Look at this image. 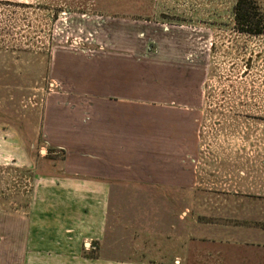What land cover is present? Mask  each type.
I'll list each match as a JSON object with an SVG mask.
<instances>
[{
	"label": "rangeland",
	"instance_id": "obj_1",
	"mask_svg": "<svg viewBox=\"0 0 264 264\" xmlns=\"http://www.w3.org/2000/svg\"><path fill=\"white\" fill-rule=\"evenodd\" d=\"M234 3L0 0V237L10 247L36 187L64 164L45 132L50 110L87 103L66 78L80 88L89 76L130 78L152 101L195 110L196 186L116 193L105 238L86 243L81 263L264 264V37L237 31Z\"/></svg>",
	"mask_w": 264,
	"mask_h": 264
},
{
	"label": "crops",
	"instance_id": "obj_2",
	"mask_svg": "<svg viewBox=\"0 0 264 264\" xmlns=\"http://www.w3.org/2000/svg\"><path fill=\"white\" fill-rule=\"evenodd\" d=\"M105 81L89 76L80 88L77 79L66 78L72 96L87 103L50 110L45 132L64 151V164L36 187L17 247H10V234L0 237V264H83L86 243L105 238L116 193L195 188V110L175 99L152 101L130 78ZM177 260L171 264H181Z\"/></svg>",
	"mask_w": 264,
	"mask_h": 264
},
{
	"label": "trees",
	"instance_id": "obj_3",
	"mask_svg": "<svg viewBox=\"0 0 264 264\" xmlns=\"http://www.w3.org/2000/svg\"><path fill=\"white\" fill-rule=\"evenodd\" d=\"M233 23L243 35L264 37V0H235Z\"/></svg>",
	"mask_w": 264,
	"mask_h": 264
}]
</instances>
